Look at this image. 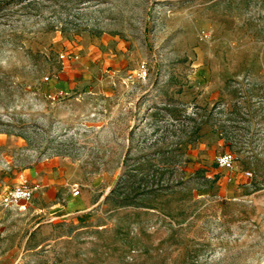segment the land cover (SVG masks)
<instances>
[{
    "label": "rangeland",
    "instance_id": "obj_1",
    "mask_svg": "<svg viewBox=\"0 0 264 264\" xmlns=\"http://www.w3.org/2000/svg\"><path fill=\"white\" fill-rule=\"evenodd\" d=\"M6 7L0 264H264V0Z\"/></svg>",
    "mask_w": 264,
    "mask_h": 264
},
{
    "label": "built area",
    "instance_id": "obj_2",
    "mask_svg": "<svg viewBox=\"0 0 264 264\" xmlns=\"http://www.w3.org/2000/svg\"><path fill=\"white\" fill-rule=\"evenodd\" d=\"M216 160L219 167L232 168L237 160V156L234 152L225 151L219 154ZM245 174L248 177L252 176L251 171H246ZM38 190V184L29 181H21L5 192L1 198V204L5 207L23 206L34 198ZM79 194V189H75L74 195Z\"/></svg>",
    "mask_w": 264,
    "mask_h": 264
},
{
    "label": "crops",
    "instance_id": "obj_3",
    "mask_svg": "<svg viewBox=\"0 0 264 264\" xmlns=\"http://www.w3.org/2000/svg\"><path fill=\"white\" fill-rule=\"evenodd\" d=\"M45 174H47L46 171H45ZM50 188L55 189L53 185L50 186ZM86 207H87V203L85 199H83L82 197H73L70 200H68V202L66 203V209L69 211L75 210V209H85Z\"/></svg>",
    "mask_w": 264,
    "mask_h": 264
},
{
    "label": "trees",
    "instance_id": "obj_4",
    "mask_svg": "<svg viewBox=\"0 0 264 264\" xmlns=\"http://www.w3.org/2000/svg\"><path fill=\"white\" fill-rule=\"evenodd\" d=\"M9 1L10 0H0V16H5V13L3 12L7 9L6 5H8Z\"/></svg>",
    "mask_w": 264,
    "mask_h": 264
}]
</instances>
